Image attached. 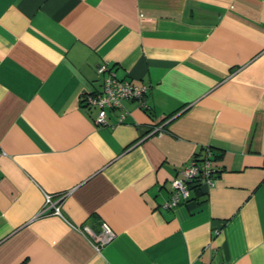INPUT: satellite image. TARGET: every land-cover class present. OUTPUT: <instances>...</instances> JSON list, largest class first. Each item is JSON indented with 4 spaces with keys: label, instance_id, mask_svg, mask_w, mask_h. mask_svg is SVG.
<instances>
[{
    "label": "crops",
    "instance_id": "crops-1",
    "mask_svg": "<svg viewBox=\"0 0 264 264\" xmlns=\"http://www.w3.org/2000/svg\"><path fill=\"white\" fill-rule=\"evenodd\" d=\"M102 63L146 92L97 124ZM0 264H264V0H0Z\"/></svg>",
    "mask_w": 264,
    "mask_h": 264
},
{
    "label": "built area",
    "instance_id": "built-area-1",
    "mask_svg": "<svg viewBox=\"0 0 264 264\" xmlns=\"http://www.w3.org/2000/svg\"><path fill=\"white\" fill-rule=\"evenodd\" d=\"M98 73L105 72L101 90L96 93H84L79 100L82 104L95 107L96 112L94 121L97 124L105 123V110L107 108L121 107L123 99H135L139 105L143 106V95L146 92L145 85L133 83L127 78H118L112 70L102 63L96 68ZM124 117V112H120L117 117L121 121ZM202 150L198 153L193 152L188 160L178 170L177 174L171 178V190L168 196L162 201V206L171 208L172 206L184 201L189 196V185L197 182L200 187L209 188L213 186L214 179L217 174L214 159L212 158L211 149L209 146H201ZM51 209L58 213V206L55 201L50 199V196L44 194V206L41 212ZM76 228L80 232H84L89 236L92 246L98 250L101 245L108 242L113 236V231L104 222H100L99 231L94 232L87 224H81Z\"/></svg>",
    "mask_w": 264,
    "mask_h": 264
},
{
    "label": "trees",
    "instance_id": "trees-1",
    "mask_svg": "<svg viewBox=\"0 0 264 264\" xmlns=\"http://www.w3.org/2000/svg\"><path fill=\"white\" fill-rule=\"evenodd\" d=\"M202 150V147H200L199 148V150H197V151H195L196 153H198V152H200ZM211 154H212V158L215 160V154L212 152V149H211ZM216 166V165H215ZM218 168L216 167V171L218 172ZM190 187H194V188H198V189H200V186H199V184L197 183V182H195V183H192V184H190L189 185V188Z\"/></svg>",
    "mask_w": 264,
    "mask_h": 264
}]
</instances>
